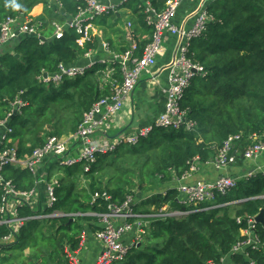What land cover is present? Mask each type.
Masks as SVG:
<instances>
[{"label": "trees", "instance_id": "16d2710c", "mask_svg": "<svg viewBox=\"0 0 264 264\" xmlns=\"http://www.w3.org/2000/svg\"><path fill=\"white\" fill-rule=\"evenodd\" d=\"M23 1V14L39 3L44 5L45 15L40 20L46 22L45 38H21L14 53L0 55V120L12 112V104L22 93L27 105L10 117V125L14 144L26 154L44 145L50 136L74 133L92 105L111 93L110 82L115 78L121 81L122 74L117 68L106 81L102 66L60 86L40 82L43 72H56L60 63H85L83 54L97 47L98 40L94 38L81 48L73 30L61 39L52 36L50 23L74 15L77 0H61L65 13L49 0H0V23L20 14ZM13 3L20 7L14 9ZM131 7L137 28L151 34L145 15L137 13L135 5ZM209 10L215 21L194 40L190 54L207 74L195 75L182 100L188 120L196 127L155 128L137 145L122 143L115 152L101 155L90 172H84L82 165L65 170L57 192V208L64 216L26 221L17 241L3 247L0 263L10 259L15 247L21 251L30 248L33 254L25 261L13 257L11 264H73L68 249L77 251L84 232L95 234L103 228L99 215L111 213L113 206H121L129 197L137 199L151 192L155 210L139 213L135 208L138 214H153L145 226V241L114 264H264V251L231 254L247 220L264 209V174L241 178L237 188L218 194L214 202L190 206L180 203L178 190L170 186L190 169L195 157L208 162L230 137L241 136L236 149L237 163L242 164L240 154L251 144V137L264 136V0H217ZM104 23L106 20L101 26ZM114 34L108 39L110 44L123 51L119 44L122 32ZM4 174L21 189L34 185L33 176L25 170L9 166ZM165 186L169 188L160 192ZM1 196L0 186V202ZM240 199L244 201L231 203ZM220 204L223 206L211 207ZM165 205L169 206L167 212ZM175 210L189 214L160 216ZM31 213L29 206L20 207L21 216ZM238 218L243 219L241 224ZM257 227L264 240V226ZM9 232L0 226L1 236Z\"/></svg>", "mask_w": 264, "mask_h": 264}, {"label": "built area", "instance_id": "2783aa9c", "mask_svg": "<svg viewBox=\"0 0 264 264\" xmlns=\"http://www.w3.org/2000/svg\"><path fill=\"white\" fill-rule=\"evenodd\" d=\"M77 1L79 6L74 15L68 16L65 21L54 20L50 23L53 28L52 36L61 39L67 31L73 30L78 36L76 42L79 47H87L95 41L94 38H97L98 45L83 54L85 63H60L56 72H43L38 77L39 81L46 86H60L67 79H77L89 70L102 66L105 67L103 72L106 81L114 75L117 68L121 71L122 80L115 78L110 82L111 93L92 105L74 133L68 136H50L44 145L33 149L31 153H20V148L14 144V129L10 125L13 111L19 112L27 105L21 98L22 93L12 104V112L0 120V226H5L10 231L4 236L0 235V251L17 238L26 221L64 216L57 208V192L61 188V178L64 177L60 174L65 170L82 165L84 172H90L101 155L115 152L122 143L137 145L155 128L179 130L185 126L186 129L193 130L196 127V123L188 120L182 100L195 75L207 74L205 67L193 61L190 54L194 40L203 36L209 25L215 21V16L209 10L211 3L207 0ZM214 1L217 0L212 2ZM49 4L63 9L61 0H49ZM184 4H193V7L184 15L180 26L175 24L174 20ZM132 5L136 6L137 13L145 15L147 25L153 29L151 34H144L137 28ZM103 20H106V23L101 26L100 22ZM119 20H123L122 26L119 25ZM45 26L46 22L31 14L21 12L16 16H8L0 23V50L27 36H35L43 41ZM114 31L122 32L123 40L119 44L121 48H125L123 51L116 50L108 40L115 37ZM166 34L176 37V49L170 66L168 86L164 90L166 102L163 112L153 126L143 128L120 142L110 141L104 134L112 128L114 117L122 110L127 98L134 93L141 77L144 74H152L158 58L166 51ZM251 139V144L240 154L248 161L264 156V136L253 135ZM240 140V135L232 136L218 149L213 157L217 168L223 169L237 163L236 142ZM198 162L201 161L197 156L190 162V169L182 178L174 179L175 188L179 192V202L188 206L214 202L218 194H227L237 188L241 178H250L262 171L257 168L243 176H221L211 182L187 183L197 171ZM9 166L31 174L34 178L33 187L21 189L13 180L7 179L4 171ZM243 201L244 199H240L231 203ZM22 206H29L32 213L21 216ZM222 206L220 204L211 207ZM186 214H189V211L175 210L160 216ZM99 216L103 228L95 233V237L102 243L103 249L96 264H114L122 261L132 247L142 243L145 222L135 210L133 197H129L121 206H113L111 213ZM255 218L256 216L247 220V226L242 231L241 238L232 247L231 254H246L248 250L264 251V240L259 234ZM118 221L122 223L116 224ZM242 221L241 218L237 219L240 224ZM133 231H136L134 242L125 243L124 238ZM86 235L87 232H84L81 245L86 240ZM67 252L73 263L74 251L68 249Z\"/></svg>", "mask_w": 264, "mask_h": 264}, {"label": "crops", "instance_id": "0c3cea01", "mask_svg": "<svg viewBox=\"0 0 264 264\" xmlns=\"http://www.w3.org/2000/svg\"><path fill=\"white\" fill-rule=\"evenodd\" d=\"M212 1L213 0H207L209 3H212ZM192 7L193 4H184L174 20L175 24L182 26L184 15ZM29 14L34 17L41 18L45 15L44 5L37 4L33 7ZM165 40L166 51L158 58L156 66L152 69V74H144L141 77L134 93L127 98L122 110L114 117V120L112 121V128L104 134V137L108 138L110 141L120 142L128 136L136 134L143 128L153 126L156 119L163 112L166 102L164 90L168 86L170 66L176 49V37L166 34ZM16 44L17 42H13L11 45L4 47L2 49V54L6 52L14 53ZM213 157L214 156H212L208 162H198L197 171L194 172L193 176L186 182H211L221 176H243L244 173L253 169L264 168V156L257 160L248 161L244 159L242 164L236 163L223 169L217 168L213 162ZM175 185V182L170 183V186ZM168 188L169 186H165L160 192L166 191ZM152 196L153 193L150 192L149 194L134 199L135 208L139 213L147 210H155V206L150 201ZM42 199H44V196H42ZM168 207V205H165L163 210H165V212L169 211ZM151 215L153 216V214ZM151 215L141 213L145 226H149L150 222L148 221V218H150ZM119 223H122V221L116 222V224ZM135 234L136 231L127 234L124 238V242L127 244L134 242ZM15 241H17V238L13 239V241L6 246L11 245ZM137 246L141 245L138 244ZM102 249L103 245L95 237V234L87 232L84 243L80 245V248L77 251H74L75 257L73 264H96Z\"/></svg>", "mask_w": 264, "mask_h": 264}, {"label": "rangeland", "instance_id": "374dc122", "mask_svg": "<svg viewBox=\"0 0 264 264\" xmlns=\"http://www.w3.org/2000/svg\"><path fill=\"white\" fill-rule=\"evenodd\" d=\"M39 4L42 5V3H39ZM58 20L62 21V19H58ZM118 23H119L120 26H122L123 25V20H119ZM111 29H113V28H111ZM257 174H264V168L262 169V171L257 172L255 175H257ZM61 175H64V177H65V171L62 172V174H60V176ZM146 234H148V233H147V230L145 229V234L144 235H146ZM143 241H145V236L143 237ZM10 252H11L10 259H6L3 263L1 262L0 264H11L10 262L12 261L13 257H14V259L17 258L16 259L17 261H19V260H24L25 261L31 254H33V250H31L30 248H27V249L21 251V250H18L17 248L14 247L13 250L10 251Z\"/></svg>", "mask_w": 264, "mask_h": 264}, {"label": "water", "instance_id": "95a60500", "mask_svg": "<svg viewBox=\"0 0 264 264\" xmlns=\"http://www.w3.org/2000/svg\"><path fill=\"white\" fill-rule=\"evenodd\" d=\"M25 6V1H23L22 7H21V12H23ZM62 12H65L64 9H61ZM2 54V50H0V55ZM47 76V74H45ZM18 114L17 110H14L11 117L13 118L15 115ZM256 222L258 224H262L264 226V209L256 216L255 218ZM141 245V244H140Z\"/></svg>", "mask_w": 264, "mask_h": 264}, {"label": "clouds", "instance_id": "9594fccd", "mask_svg": "<svg viewBox=\"0 0 264 264\" xmlns=\"http://www.w3.org/2000/svg\"><path fill=\"white\" fill-rule=\"evenodd\" d=\"M12 7L15 9V8H19L20 7V5L19 4H16V3H13L12 4Z\"/></svg>", "mask_w": 264, "mask_h": 264}]
</instances>
